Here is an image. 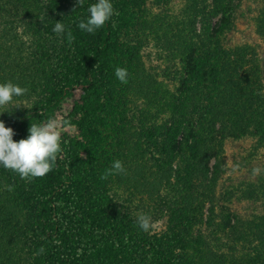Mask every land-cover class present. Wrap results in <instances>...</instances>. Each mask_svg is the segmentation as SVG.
Wrapping results in <instances>:
<instances>
[{"label":"trees","instance_id":"16d2710c","mask_svg":"<svg viewBox=\"0 0 264 264\" xmlns=\"http://www.w3.org/2000/svg\"><path fill=\"white\" fill-rule=\"evenodd\" d=\"M115 2L122 0H111L113 6ZM212 3L214 16L221 11L222 17L228 19L231 12L228 0H212ZM33 5L32 0H0V13L7 6L11 10L7 11L9 16L32 20L36 11ZM198 6L197 0H190L187 15L176 28L177 34L167 32L170 39L160 45L171 56L176 52L187 56V65L197 85L187 102L169 110L164 158L153 161L155 168H149L143 156L133 154L128 145V193L138 196L143 209L148 210L150 204L155 206L152 212L146 211L153 223L163 214H169V230L159 236L151 234V229L141 230L129 213L127 216L115 213L114 208L107 210L103 202L85 193L86 183L93 178L102 180L101 175L113 161L126 163V157H120L114 143L100 141L98 135L104 126L92 110L110 72L106 69L116 30L120 24H130L126 13L114 8L119 15H114L94 34L77 26L82 18H87V10L44 23L41 31L48 36L56 34L53 28L60 21L71 31V41L67 31L61 37L66 44L61 48L47 36H42V41L27 43L16 33L13 22L8 31L0 30V83H23L27 88L32 87L28 79L41 80L46 86L56 82L48 97L42 95L44 99L37 111L19 117L5 114L0 118L6 127L13 129L14 142L26 139L31 123L50 119L66 98L74 99V90L79 88L80 99L88 107L84 109L86 121L80 118L76 124L79 123L86 139L94 135V140L102 146L101 153L91 154L93 160L87 162V171L81 172L74 164L75 150L71 151V143L62 138L60 158L49 173L37 180L35 188L26 193L21 190L17 195L0 193V264H264V220L256 225L239 222L232 227L224 216L220 232L233 237L230 244L223 245L220 237L208 241L202 235H194L203 225L211 227L216 216L210 209L204 221L203 211L205 201L210 200L206 190L212 191L217 183V166L210 176L209 164L217 157L220 139L248 135L264 145V95L258 94L264 92L261 81L264 71H258L246 54L218 50L206 9ZM197 22L204 28L201 34H196L194 29ZM21 23L29 26L30 22ZM38 25L41 28L42 22L35 26ZM203 49L202 52H208L207 61L192 57ZM31 50L40 53L23 57L24 51ZM50 51L61 52L53 58L56 63L46 67L44 62ZM126 64L129 74L126 89L138 93L132 88V75L137 67L128 61ZM36 93L34 88L28 94ZM109 99L106 97V103ZM198 108L201 114L193 122L190 112ZM94 146L97 145L88 148ZM0 168L7 170L2 165ZM20 199L27 203L28 212L22 213L21 218L8 213L11 202L18 204ZM165 210L171 213H164ZM41 248L43 253L39 252Z\"/></svg>","mask_w":264,"mask_h":264},{"label":"rangeland","instance_id":"374dc122","mask_svg":"<svg viewBox=\"0 0 264 264\" xmlns=\"http://www.w3.org/2000/svg\"><path fill=\"white\" fill-rule=\"evenodd\" d=\"M32 1L33 6L36 7V11L33 12L35 18L31 20L21 16H9L7 11L11 12V10L6 6L5 12L0 13V30L8 31L13 22L16 33L27 43L42 41L43 37L47 36L54 45L61 48L66 47L64 41H61V36L42 34L43 24L52 23L56 17L61 19L76 12L83 14L88 5L96 0L94 2L84 0V5L80 7L78 0ZM189 3L190 0H122V2L114 3V8L126 13L127 22L130 24L128 26L120 24L116 30L113 48L109 52L111 54L108 55L110 59L106 70L110 72L105 76L106 85L103 82L100 89L101 97L95 101V108L92 110L104 126H102L101 134L98 135L102 138L100 141L114 143L113 145L120 150V157H126V163L123 165L126 174L121 175L122 178L113 175L110 180L109 178L107 180L93 178L91 182H85L87 189L85 193L93 195L95 201L103 202L105 209L114 208L115 213L127 216L129 213L135 221L139 215L146 214V211L152 212L155 206L150 204L148 210L143 209L138 196L128 193V145L133 150V154L142 155L148 167L154 169L153 161L164 158L166 133L170 126V118H168L170 108L187 102L188 98L195 93L194 87L197 88L187 65L189 62L187 56H179L178 52L171 56L168 50L160 46L163 44L162 41L170 39L167 32L177 34L176 28L186 17ZM228 4L231 12L227 19L222 17L221 11L214 16L211 11L212 0H197L199 9L203 7L206 9L205 15L209 20L210 32L216 33L214 36L218 50L246 54L247 59L255 63L254 67L263 72L264 0H228ZM21 21L30 22L29 26ZM222 21L224 24L221 23ZM39 22H42L41 28L39 25L35 26ZM194 29L196 34H201L204 28L197 22ZM195 43H198V40ZM202 51L204 49L192 57L204 61L208 52ZM60 52L50 51L44 66L56 63L53 58ZM39 53V51L32 50L24 51L23 57H31L30 54L36 56ZM128 53L131 55L130 58H128ZM126 61L137 67L132 75V88L138 90V93L126 89L128 83H121L111 67L127 69ZM18 64L21 65L22 61ZM29 81L32 87H27L29 90L27 94L14 97L12 102L0 107V118L5 114L19 117L23 113L37 111L41 107V99H44L42 95L48 97L50 90L56 86L54 84L56 82L46 86L41 80L39 82V80L28 79ZM261 81L264 83V75ZM18 85L26 87L23 83ZM39 86H41L40 89ZM34 88L37 89V93L29 95L28 93H31ZM139 91L142 93L140 94ZM80 93L79 88L75 89L74 99L66 98L50 119L55 118L58 122L71 121V127L60 128L61 140L65 138L71 143L70 150H75L74 164L80 168L81 172H85L87 162L93 160L91 154L93 151L94 154L101 153L99 147L102 146L94 140V135H89L86 139V134L80 129L79 123L76 124L80 118L85 121L87 119L84 109L88 106L80 99ZM106 97H110L107 103ZM76 106L79 109L75 108ZM199 112L200 108L195 112H190L193 122L198 121L201 114ZM220 140L217 157L209 164L210 176L217 166V183L214 188L212 187V191L206 190V195L210 200L205 201L203 211L204 221L211 213L210 209L216 213V216L211 227L203 225L201 231L194 232V235H202L208 241L214 239L215 236L220 237L222 244L225 245L230 244L233 237L224 236L220 232L224 216L228 217L230 220L228 224L232 227L237 226L239 222L243 225L247 222L256 225L264 220V145L259 143L256 137L248 135L237 139L225 137ZM87 145L97 146L90 150ZM60 155L58 154L57 158H60ZM235 165L239 167L233 171ZM254 168H260L261 173L253 176L252 169ZM173 169H176V165ZM38 179L22 180L17 173L0 168V193L9 192L17 195L21 190L26 193L35 188ZM91 183L93 184L90 185ZM6 186H14V190L8 191ZM10 206L8 213H13L17 217L21 218L22 213H28L25 210L27 203L22 199L18 204L11 202ZM170 221L169 214H163L158 221L153 223L151 234L159 236L167 232ZM225 249L227 251V247Z\"/></svg>","mask_w":264,"mask_h":264},{"label":"clouds","instance_id":"9594fccd","mask_svg":"<svg viewBox=\"0 0 264 264\" xmlns=\"http://www.w3.org/2000/svg\"><path fill=\"white\" fill-rule=\"evenodd\" d=\"M79 7L84 5V0H78ZM88 16L81 19L78 28L89 34H94L102 28L114 15H119L114 9L111 0H97L87 7ZM67 31L69 41L72 34L62 21L56 22L53 32L58 36H63ZM96 66V65H95ZM128 71L126 68L116 67L115 76L121 83L128 82ZM28 88L21 87L11 81L0 83V107H4L13 101L14 97H21L28 92ZM264 95V92L258 93ZM71 121L64 120L58 122L55 118L42 123H31L26 139L14 142L13 129L6 127L3 121H0V165L5 169L17 173L22 180H31L40 178L49 173L55 166L58 154L62 152L61 131L60 128L71 127ZM235 165L233 171L238 168ZM260 168L252 169V175L257 176L261 173ZM126 174V169L122 161L115 160L112 165L105 169L101 175L102 180H107L113 175ZM8 191L14 190V186H6ZM137 224L141 230L148 232L152 226V217L148 214H141L137 218ZM44 249L39 250L43 253ZM39 254V253H38Z\"/></svg>","mask_w":264,"mask_h":264}]
</instances>
